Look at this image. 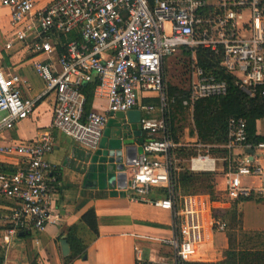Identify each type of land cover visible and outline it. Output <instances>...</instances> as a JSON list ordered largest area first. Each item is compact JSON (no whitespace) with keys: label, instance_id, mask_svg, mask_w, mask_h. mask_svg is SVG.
<instances>
[{"label":"built area","instance_id":"built-area-1","mask_svg":"<svg viewBox=\"0 0 264 264\" xmlns=\"http://www.w3.org/2000/svg\"><path fill=\"white\" fill-rule=\"evenodd\" d=\"M36 2L0 0V8L10 11L13 28L3 51L19 45L26 57L45 56L46 62L34 60L32 67L44 85L41 97L54 95L48 130L29 143L1 145L5 133L32 115L37 100L23 97L27 82L14 68L0 66V155L22 160L13 174L0 166V199L13 205L1 241L7 244L20 231L43 233L60 221L47 182L53 167L45 160L54 150L52 131L94 152L107 126V114L139 108L148 116L157 111L159 117L140 119V130L148 140L124 167L120 191L170 213V238L155 240L170 249L171 257L159 264L194 261L197 249L210 243L214 233H224L225 225L215 218L217 203L210 196L175 191L174 153L180 145L170 132L164 62L179 50L190 53L192 69L182 101L188 109L200 99L227 92L224 81L198 66L199 50L218 58L219 66L236 79L245 95L264 98V0H53L41 9H36ZM74 31L79 39L66 44L61 53L55 42ZM95 81L94 98L105 99V114L85 112L82 90ZM142 94L155 95L158 108L143 106ZM221 148L227 151L226 158L219 160L225 165L224 198L264 199V142H249L246 122L231 118L227 143ZM198 160L202 162L198 170L207 168V151L192 159V165ZM154 190L163 196L151 201L148 196ZM136 253V264H144L137 249Z\"/></svg>","mask_w":264,"mask_h":264},{"label":"crops","instance_id":"crops-1","mask_svg":"<svg viewBox=\"0 0 264 264\" xmlns=\"http://www.w3.org/2000/svg\"><path fill=\"white\" fill-rule=\"evenodd\" d=\"M52 1L37 0L36 9H41ZM12 35L10 11L6 8H0V52L2 54L0 66L2 68H14L27 82L28 89L24 91L23 97L37 100V103L34 112L28 119L20 122L2 136L1 145L3 146L25 144L37 140L42 132L50 128L54 111V95L41 97L44 85L41 88L35 86L29 82L28 77L29 73L34 72L33 61L46 62V57L39 56L35 59L26 57L24 55L26 53L20 51L19 45L5 53L3 45ZM64 39L65 44L55 42L61 53L66 44L79 39V32L74 31L65 35L61 41ZM17 51L19 52L17 53ZM179 52V54L185 55L183 50H179ZM172 58H168L164 62V71H168V66H170L169 70L175 69ZM96 83L97 81L83 88V90L86 87L90 88L85 112L97 111L100 114H105L107 111L105 99L94 98ZM140 103L143 106H156L159 101L155 95L142 94L140 95ZM107 116L108 122H111L112 133L117 130L118 126L126 128V131L132 136L133 147H139L141 142L144 144L148 140V135L134 128L139 127V121L142 117L158 118L159 113L155 111L148 116L145 111L135 108L119 116L118 114H107ZM257 123V135L261 136L257 129ZM52 136L54 150L45 157V160L53 167V170L47 175V182L49 194L53 199L55 210L60 216V221L56 225H48L43 233H36L35 231L17 232L7 244H4L0 239V259L2 261L0 264H65L63 259L69 257L70 254L67 257L62 256L60 242L63 238L65 239V236L60 235L65 229L78 224L80 218L91 209L96 213L98 235L95 239L87 236L85 238L86 243L92 242L88 245L86 255L68 264H136V249L139 251L140 259L144 264H159L162 260L170 259V249L155 240L170 238V213L153 205L135 201L131 195H124L120 188L108 187L106 190H99L93 184L86 183V167L93 151L77 145L70 138L56 131H52ZM191 137L193 138L192 142H194L192 148H195L197 139ZM209 158L207 168L198 170L197 165L201 163L194 165V161L192 165L191 159L188 169L193 173L214 174L216 184L219 181L223 185L221 191L218 192H223L225 188L224 164L219 159L210 156ZM0 166L6 173L13 174L22 167V160L0 155ZM12 170L14 172H11ZM113 192H115V196L111 195ZM161 196H163L161 191L154 190L148 199L153 201L161 198ZM218 201L222 204L216 201L217 204L214 209L227 210L230 208L231 201L226 198H219ZM12 206L10 201L0 199V232L9 227L7 223ZM238 208L244 231L264 232V201H246L241 203ZM227 248L226 234L214 233L210 243L197 249L194 261L215 263L222 258V254Z\"/></svg>","mask_w":264,"mask_h":264},{"label":"trees","instance_id":"trees-1","mask_svg":"<svg viewBox=\"0 0 264 264\" xmlns=\"http://www.w3.org/2000/svg\"><path fill=\"white\" fill-rule=\"evenodd\" d=\"M152 0H150L151 2ZM65 44V39L61 41ZM62 46V45H61ZM190 56L189 52H184ZM197 63L206 74H211L216 79L224 81L227 85L225 96L210 97L196 101L191 109L182 106V101L187 94L179 91L175 87L169 86V125L172 140L177 144V135L181 128L178 123L186 113L190 114L192 128L190 136L197 139V146L193 149L176 150V156L180 160L190 161L196 158L199 153L205 151L211 158L224 159L227 151L221 146L227 143V122L231 118L243 119L246 122L247 140L252 143L264 142V137L257 135L256 123L264 119V98H251L245 95L236 85V79L219 66L220 60L206 51L199 50L196 53ZM90 89V88H89ZM87 87L82 90L86 106L88 102L89 90ZM171 99L174 101L171 103ZM85 106V110H86ZM208 150H206V148ZM225 166V165H224ZM11 172H14L12 170ZM174 176L175 191L182 195L206 194L212 201H218V193L215 190V175L212 173H193L188 168L180 165L179 172ZM251 199L235 200L230 202L227 210L214 209L213 214L225 226L224 233L228 241V248L223 252L222 258L215 263L200 261L185 262L182 264H264V232L244 231L241 224V213L238 206ZM264 201V199H262ZM96 213L93 209L87 211L79 220L78 224L65 229L60 236H65V240L70 246V256L63 259L65 264L86 255L88 245L85 238L90 236L96 238ZM0 259V263H1Z\"/></svg>","mask_w":264,"mask_h":264},{"label":"water","instance_id":"water-1","mask_svg":"<svg viewBox=\"0 0 264 264\" xmlns=\"http://www.w3.org/2000/svg\"><path fill=\"white\" fill-rule=\"evenodd\" d=\"M110 123H107L97 151L92 152L89 157L85 173V182L93 184L99 190H106L108 187L119 189L125 180L124 167L130 165L136 155L142 152V142L139 147H133L132 136L126 128L118 126L112 133ZM134 129L140 131V127ZM111 195L115 196V192ZM60 247L62 256L67 257L70 248L64 238Z\"/></svg>","mask_w":264,"mask_h":264},{"label":"rangeland","instance_id":"rangeland-1","mask_svg":"<svg viewBox=\"0 0 264 264\" xmlns=\"http://www.w3.org/2000/svg\"><path fill=\"white\" fill-rule=\"evenodd\" d=\"M180 52L178 51L175 55L172 56L173 57L172 61L173 63H175V69L169 70L170 66H168L167 68L168 71L167 70L164 71V79H165L167 88L169 86L171 87L174 86L177 90L179 89L186 93V91H188V86H189V76H190V72L192 69V62L189 56L179 54ZM28 77H29L30 83L40 88L43 86V82L34 72L29 73ZM155 107L158 108V105H156ZM177 127L181 128L180 132L177 135V139H178V143L180 144V147L182 149H188V150L193 149L192 147H193L194 142H192L193 138L190 136V131L192 128V121H191V117L189 113H186L184 116H182V119L178 123ZM257 129H258L259 134L261 136H264V119L260 120L257 123ZM174 158H175L174 166L178 170V172H179L180 165H183L185 168H189L190 161L180 160L176 155ZM222 188H223V185H221V183L218 181V183L216 184L215 190L219 194L218 197L220 199H224L223 192H218V191H221L220 189Z\"/></svg>","mask_w":264,"mask_h":264},{"label":"bare ground","instance_id":"bare-ground-1","mask_svg":"<svg viewBox=\"0 0 264 264\" xmlns=\"http://www.w3.org/2000/svg\"><path fill=\"white\" fill-rule=\"evenodd\" d=\"M199 163H202L201 161H195L194 162V165H197V164H199ZM196 170V169H195Z\"/></svg>","mask_w":264,"mask_h":264}]
</instances>
